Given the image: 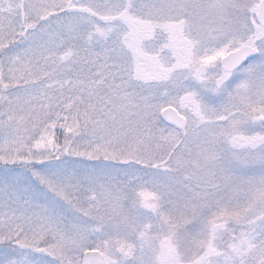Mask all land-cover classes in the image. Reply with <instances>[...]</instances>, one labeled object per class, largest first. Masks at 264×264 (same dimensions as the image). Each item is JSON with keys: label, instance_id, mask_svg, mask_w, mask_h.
I'll return each instance as SVG.
<instances>
[{"label": "snow or ice", "instance_id": "1", "mask_svg": "<svg viewBox=\"0 0 264 264\" xmlns=\"http://www.w3.org/2000/svg\"><path fill=\"white\" fill-rule=\"evenodd\" d=\"M0 264H264V0H0Z\"/></svg>", "mask_w": 264, "mask_h": 264}]
</instances>
